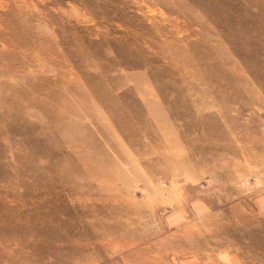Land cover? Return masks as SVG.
Instances as JSON below:
<instances>
[{
  "label": "rangeland",
  "instance_id": "obj_1",
  "mask_svg": "<svg viewBox=\"0 0 264 264\" xmlns=\"http://www.w3.org/2000/svg\"><path fill=\"white\" fill-rule=\"evenodd\" d=\"M186 184L264 264V0H0V264H167Z\"/></svg>",
  "mask_w": 264,
  "mask_h": 264
},
{
  "label": "crops",
  "instance_id": "obj_2",
  "mask_svg": "<svg viewBox=\"0 0 264 264\" xmlns=\"http://www.w3.org/2000/svg\"><path fill=\"white\" fill-rule=\"evenodd\" d=\"M193 186L184 185V190L182 188V193H179L181 196L172 205L173 208L164 209L165 214L160 218L165 235L162 239L166 249L164 260H168L167 264H207L208 260L211 263L215 262L216 253L220 256L219 263L227 264L232 258V253L227 250L214 251V237L216 233L222 239L226 236L228 241L236 242L227 234V228L224 225L226 223L234 228L241 226L237 208L233 205L221 208L208 194L198 195ZM252 204L257 211V199ZM234 212L235 214H233ZM217 216L225 223L216 224ZM202 221L207 224V229H195L194 226ZM208 226L212 227L208 228ZM179 249H183V251L178 253ZM208 250L212 253L209 254ZM204 253L207 254L204 255Z\"/></svg>",
  "mask_w": 264,
  "mask_h": 264
},
{
  "label": "bare ground",
  "instance_id": "obj_3",
  "mask_svg": "<svg viewBox=\"0 0 264 264\" xmlns=\"http://www.w3.org/2000/svg\"><path fill=\"white\" fill-rule=\"evenodd\" d=\"M67 177V172H66V170H64L63 171V178H66ZM63 185H65V184H63ZM80 185V184H79ZM48 222V221H47ZM44 225H45V223H43ZM50 229V228H49ZM50 231H52V230H50ZM35 232H37V229H35ZM39 235H41V238H40V243L39 244H36L35 245V247H36V249L38 250V251H42V252H44L45 250H46V248L44 247V245H46V246H48V247H50V249L52 248V244H50L49 243V239L51 238V237H49V235L47 234V233H45V232H37ZM47 241V242H45V243H43L44 241ZM42 244V245H41ZM41 245V246H40ZM49 249V250H50ZM40 256H42L43 257V255L44 254H39ZM26 260H30L29 258H26L24 261H26ZM16 264H19V263H17L16 262Z\"/></svg>",
  "mask_w": 264,
  "mask_h": 264
},
{
  "label": "built area",
  "instance_id": "obj_4",
  "mask_svg": "<svg viewBox=\"0 0 264 264\" xmlns=\"http://www.w3.org/2000/svg\"><path fill=\"white\" fill-rule=\"evenodd\" d=\"M164 214H165V212H161V213H160V215H164Z\"/></svg>",
  "mask_w": 264,
  "mask_h": 264
}]
</instances>
